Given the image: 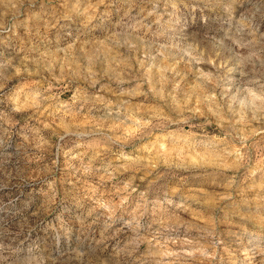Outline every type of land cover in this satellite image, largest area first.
<instances>
[{
	"label": "clouds",
	"instance_id": "clouds-1",
	"mask_svg": "<svg viewBox=\"0 0 264 264\" xmlns=\"http://www.w3.org/2000/svg\"><path fill=\"white\" fill-rule=\"evenodd\" d=\"M0 264H264V0H0Z\"/></svg>",
	"mask_w": 264,
	"mask_h": 264
}]
</instances>
